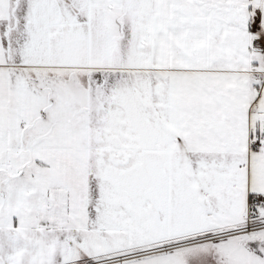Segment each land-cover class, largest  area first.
<instances>
[{"label": "snow or ice", "instance_id": "obj_1", "mask_svg": "<svg viewBox=\"0 0 264 264\" xmlns=\"http://www.w3.org/2000/svg\"><path fill=\"white\" fill-rule=\"evenodd\" d=\"M0 264H264V0H0Z\"/></svg>", "mask_w": 264, "mask_h": 264}]
</instances>
